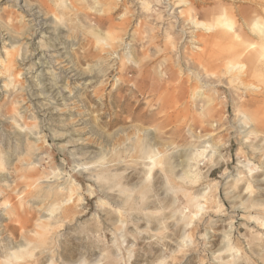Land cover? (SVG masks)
<instances>
[{
    "label": "rangeland",
    "instance_id": "rangeland-1",
    "mask_svg": "<svg viewBox=\"0 0 264 264\" xmlns=\"http://www.w3.org/2000/svg\"><path fill=\"white\" fill-rule=\"evenodd\" d=\"M26 1L37 4L43 13L65 14V24L68 26L67 40L70 41L67 53L72 67L85 77L81 81L70 80L68 77L64 79L70 91L77 88L75 93L77 97L66 106L59 107L57 114L50 111L48 115H43L35 110L25 94L16 91L24 86V81L20 78H17L19 82L16 83L17 87L10 91V97L0 92V181L7 177L8 184L10 183L8 185L0 182V204L5 201L11 205L5 210H0V264L9 254L12 243L27 240L28 232L38 231L35 221H39L45 215L51 217L53 230L47 234L48 248L46 246L38 248L35 245L30 247V251L33 252L32 264H108V261H111L110 264H157L162 257L165 258L164 264H264V235L260 241L255 242L257 245L249 249L245 239L250 238L253 226H247L241 219L246 214L231 210L233 205H238L239 199L232 203L224 195L226 191H231L242 198L245 190L244 185L235 186L234 183L226 185L227 178L224 177V173L232 172L239 147L235 143L234 135L228 131L235 109V105L230 101L231 90L219 89L220 98L217 104L220 106L217 111L223 110L224 116L223 120L220 119L217 126L212 128L193 119L191 115L184 118L182 114L186 113L183 110L187 113L192 112L191 104L174 100L182 94L188 95L195 87V84L183 75L186 73L184 69L176 67L173 69L175 77L184 82L183 92L180 94L161 86L159 82L151 83V87L147 82L150 90L146 91L143 99L131 86L134 81L138 85L143 84L140 80H135L134 73L127 74L123 85L114 89L112 88L115 83L114 69L108 68L110 54L117 53L123 57L127 49L133 60L146 62L144 67L156 66L160 60L172 54L164 52L157 58L146 59L142 51L147 50L146 54H153L152 43L159 44V47L161 43L164 44L161 36L152 37L154 40L150 44V50L146 47L149 38L160 32L157 33L156 29L153 30L155 27H149L140 21L138 11H134L132 6L124 7L121 0L106 1L108 3L114 1L112 5L117 4L112 11L114 25L111 29H108L106 24L101 26L92 20L94 12L89 8L92 0L85 2L65 0L67 4L77 9V13L58 12L48 0ZM191 1H194L198 21H205L208 25L211 23L206 21L208 18H205L204 12L210 16L213 11V14L217 13V6L219 8L224 6L233 11L236 7L244 9L249 6V3L241 0ZM123 14L124 16L118 20ZM23 17L24 15L13 8L9 0H0V52L3 51L1 41L4 31H12L15 39L21 38L26 25V22L21 20ZM107 31H113L121 38L114 50L95 45L96 42L90 33L98 32L97 34L101 36ZM200 33L205 36L212 34ZM170 34L173 35V32ZM40 39L38 34L35 43ZM20 43L24 44L25 41L22 40ZM35 43L27 50L32 51ZM21 48L22 46L16 49L18 58ZM190 48L191 46L185 43L177 46L178 50L193 53ZM217 50L223 52L222 47L218 46ZM217 50L211 49L214 54L218 53ZM55 66L56 64L49 68H52L51 71L55 74H59L57 70L59 67ZM15 68L17 71L20 70L17 65ZM98 69L101 73H98ZM243 93L240 92V95ZM245 94L246 100L255 97L246 92ZM258 99L261 100L260 97ZM179 101H182V98ZM137 102H140L139 106ZM43 119L45 122L40 125L39 121ZM148 128L153 129L151 138L143 136V130ZM34 131L41 132L43 136L36 143L30 139V132ZM256 132L264 141V127L256 129ZM210 133L214 136L208 138L207 134ZM205 136L208 138L207 142L219 145L222 157L216 158L215 161L217 159L220 161L213 166L205 165V162L199 164L201 176L204 177L203 181L218 182V197L224 205L225 216L211 211L199 217L194 223L196 227L193 231L194 244L188 242L182 247L179 245L182 230L174 226L175 222L170 216L172 210L169 206L173 204V199L170 194L164 198L165 181H168L169 187H174L176 173L172 167L184 159V156L177 155L179 150L189 145L199 146L200 141L206 139ZM145 151L163 155V164L161 171L154 172L150 181L143 184L146 171L143 165L139 166L142 163L138 162H141L139 155L141 157ZM35 156L38 158L35 169L27 171L26 164ZM102 158L103 160H100ZM228 160H231V163ZM57 169H61L64 176L63 179L56 181L50 177ZM29 173L32 174L35 183L37 179H47L48 182L37 184L34 190L28 189L25 180ZM262 177L263 175L260 178ZM67 179L80 185L83 206L78 205L74 209L71 205L64 207L66 197L55 187L62 186ZM263 187L264 185L259 190ZM256 194L255 200H264V193ZM72 199L75 200V196ZM99 201H102L103 205L99 204ZM259 213L264 217V211ZM230 226L233 227L231 245L239 250V254L232 251L236 256L231 252L227 256H217L213 251L221 248L224 241L222 236ZM22 229L25 232L21 231ZM205 232L208 233L207 237L204 236Z\"/></svg>",
    "mask_w": 264,
    "mask_h": 264
},
{
    "label": "bare ground",
    "instance_id": "bare-ground-1",
    "mask_svg": "<svg viewBox=\"0 0 264 264\" xmlns=\"http://www.w3.org/2000/svg\"><path fill=\"white\" fill-rule=\"evenodd\" d=\"M48 1L53 4L58 12L77 13V9L67 4L65 0ZM83 1L85 2V0ZM106 1L92 0L89 8L91 12H94L93 21L101 26L106 24L107 28L111 29L114 25L112 11L117 7V4L112 5L114 1L112 3ZM121 1H123L124 7L132 6L134 11H138L137 15L140 17V21H143L149 27H155L153 30L156 29L157 33L160 32L156 36H151L149 38V44L146 45L147 49L152 45L151 49L153 50V54H146V50L145 52L142 51V55L146 59L148 57L157 58L164 52L172 55L160 60L158 65L147 68L144 67L146 62L143 63V60H133L130 51L128 52L127 49L123 57L118 56L117 53L110 54V66L108 68L110 70L114 69L115 73V83L112 88L114 87L116 89V87L122 86L126 75H132L131 73H134L136 74L135 80H140L143 84L138 85L134 81L131 86L134 87L133 90L135 92L140 93L143 99L146 96V91L150 90L151 83L155 84L156 82L180 94L183 92L184 82L179 81L175 77L173 69L175 67L184 69L186 73L183 75L187 80L192 81L195 87L189 93L190 95L184 96L182 94L175 97L174 100L176 102L191 104L192 112L189 111L187 113L186 110H183L186 113L182 114L184 118L191 115L193 119L199 120L202 124L209 125L212 128L216 127L217 122L224 116L223 110H220V112L217 111L220 106L217 104L219 101L218 98H220L219 89L231 90L230 101L235 105V109L231 120L232 122L229 129H227L230 131V134L234 135L232 137L239 147L236 152V164L232 168V172L224 173V177L227 178L226 185L230 183H234L235 186L244 185L245 190L242 198L234 195L231 191H226L224 195L232 203L239 199L238 205H233L231 210L236 213L242 212L246 214L241 219L245 221L247 226H253L251 227L250 238L245 239L248 248L252 249L264 235V217L259 213L260 211H264V200L258 201L254 199L255 195H257L256 193H264V187L259 190L264 185V141L261 140L262 137L256 132V129H262L264 127V105H261V103H264V0H241L242 2L249 3V6L244 9H238L236 7L237 9L235 8V11L227 9L224 6L220 8L217 6L218 11L216 10L217 13L215 14H213V10L210 16L204 12V15H206L205 18H208L206 21H210L211 23L209 25L205 21H198L196 18L197 12L193 6L194 1L191 0H126V3L125 0ZM9 2L12 3L13 8L24 15L20 19L26 22V25L20 39L13 38L12 31L10 32L8 30L4 31L3 37L1 36L3 38V41H1L3 51L0 52V92L10 97V91H13L17 87L16 83H19L17 82V78H20L24 81V86L16 91L23 92L31 106L35 107V110L43 113V115H48L50 111L53 114H57L59 107L66 106L77 97L75 96L77 88H74L75 91H70L68 88L69 85H67L64 79L68 77L70 80L81 81L85 77L72 67L67 53L68 43L70 41L67 40L68 26L66 27L65 24V14L62 13L60 15L59 13V15H55L43 13L36 6L37 4H30L31 2L28 3L26 0H9ZM76 16L79 15L76 14ZM123 16L124 14L118 20ZM171 31L173 35L170 34ZM200 32L208 35L212 34L205 36ZM90 33L94 42H96L95 45H101L103 48H107V50L116 49V44L121 40L113 31H107L103 35L101 34V36L97 34L98 32ZM147 33L149 34L150 32ZM38 34L41 38L40 41H42L35 43L34 40ZM160 36L163 38L161 41L164 44L161 43L159 47V44L152 43L154 40L152 37L160 38ZM147 37L146 39H148ZM22 40L25 41L24 44L20 43ZM34 43L36 44L34 49L28 51V47H32ZM181 43L191 46L190 49L194 52L178 50L177 46ZM21 46V53L18 58V50L16 49ZM218 46L223 48V52H218ZM103 48L99 47V49ZM211 49L217 50L218 53L214 54ZM55 64L59 67L57 69L59 74L51 71ZM16 65L20 68L19 71L16 70ZM49 66L52 68H49ZM97 71L101 73V70L98 69ZM240 92H244L243 94L246 92L255 97L246 100L245 97L247 94L245 96L243 94L240 95ZM180 98H182V101H179ZM137 104L139 106L140 102H137ZM47 115L46 117H48ZM44 122L43 119L41 122L39 121V124ZM43 125L46 126L47 124ZM152 134L153 129L148 128L143 130V136L145 138H151ZM207 135L208 138L214 136L213 133ZM41 137L43 136H41V132L39 131L30 132V139L33 143L38 142ZM208 138H203V141L199 140V146L189 145L188 147L179 148L180 152L177 155L184 156V159L178 161L172 167L176 173L174 177L175 181H173L176 184L174 183V187H169L168 181H165L166 183L164 182L166 185V191L163 192L165 195L164 198L166 199V196L170 194V197L173 199V204L169 206L172 210V215L170 216L173 217V222H175L174 226L181 228L182 232H184H181L179 237V245H182V247L188 242L193 243V231L196 228L194 223L199 217L211 211L225 216L223 213L224 205L218 197V182L213 180L209 182L203 181L204 177L201 176L202 173L199 168V164L204 162L205 165H216L220 160L217 159L215 161V159L222 157L219 153V145L217 146L207 142ZM162 156L160 153H154L152 151H145L141 157L139 155L141 162L138 163H142L139 166L143 165L146 171L143 184L150 181L154 172L161 171L163 164ZM37 159L35 156L31 162H26L25 168H27V171L35 169ZM100 160H103V158ZM228 162L231 163V160H228ZM31 175L25 180V186L28 189L34 190L37 184L40 185L43 182H48L47 179H37L35 183ZM261 175H263L262 178H260ZM63 176L62 170L57 169L52 172L50 178L57 181L63 179ZM7 179V177H4L1 181L8 184L9 181ZM55 189L62 192L66 197L64 207L71 205V208L74 209L78 205H84V199L80 194V185L73 180L67 179L62 186L58 185ZM74 196L75 200L72 199ZM99 200L101 199L99 198ZM102 201H99V204H102ZM10 206L9 203L7 204L4 201V203L2 202L0 204V210H5ZM50 218L49 215H45L39 221H35L37 222L38 231L28 232L29 239L27 238V240L12 243L9 247V254L1 264H32L33 261H31V258H33V252L30 251V247L32 248L34 245L38 248L46 246L48 240L47 234L52 229ZM162 227L164 228V225ZM21 231L24 230L22 229ZM232 231L233 227L230 226L228 231L224 232L222 236L224 240L223 245L218 250L213 251L215 255L227 256L229 252H239L236 247L234 248L231 245ZM207 235L208 233L205 232L204 236L207 237ZM110 263L111 261H108V264ZM164 263H166L165 258L162 257L157 264Z\"/></svg>",
    "mask_w": 264,
    "mask_h": 264
}]
</instances>
